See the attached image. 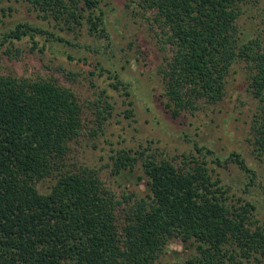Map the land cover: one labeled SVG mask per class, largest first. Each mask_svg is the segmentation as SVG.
I'll use <instances>...</instances> for the list:
<instances>
[{"label":"trees","instance_id":"16d2710c","mask_svg":"<svg viewBox=\"0 0 264 264\" xmlns=\"http://www.w3.org/2000/svg\"><path fill=\"white\" fill-rule=\"evenodd\" d=\"M27 1L69 28L87 25L89 32L109 37L98 0ZM248 1L143 3L172 46L162 73L165 106L173 118L198 110L200 103H222L231 71L247 63L249 123L255 148L264 156V50L257 26L248 27L258 15ZM42 35L49 34L20 23L0 39V47L25 39L38 45ZM51 40L65 43L53 35ZM83 112L77 95L56 78L0 76V264H156L173 240L195 250L172 264H241L240 258L264 257V228L253 220L257 207L242 198L230 201L231 190L212 167L233 163L255 180L257 170L241 153L222 160L196 145L197 157L187 168L118 151L114 175L134 172L141 161L148 190L120 221L122 201L99 173L68 163L71 143L84 130ZM46 179L55 183L42 192L38 184Z\"/></svg>","mask_w":264,"mask_h":264},{"label":"rangeland","instance_id":"374dc122","mask_svg":"<svg viewBox=\"0 0 264 264\" xmlns=\"http://www.w3.org/2000/svg\"><path fill=\"white\" fill-rule=\"evenodd\" d=\"M98 1L108 38L89 32L87 25L82 28L72 23L69 28L64 20L48 16L27 0H0V39L20 23L49 34L39 36L38 45L25 39L0 47V76L56 78L77 95L83 105L85 126L80 138L71 143L68 163L99 173L105 185L122 201L120 221H124V210L147 198L148 190L146 180H141L144 177L141 161L134 172L123 177L114 175L113 157L118 151H128L137 158L141 154L155 156L190 168L191 158L197 157L195 146L199 145L222 160L233 151L239 152L249 167L257 170L258 176L252 180L236 164L212 166L231 190L230 201L242 198L253 203L257 207L253 220L264 228V156L255 148L249 123L253 110L248 96L251 66L242 63L231 71L222 103H200L198 110L183 111L173 118L165 106L166 84L162 73L173 56L172 46L166 43V30L143 0ZM248 3L258 14L248 27L257 26L256 37L264 50V0ZM50 35L65 43L48 42ZM119 81L127 86L129 96ZM54 183L53 179H46L38 187L45 192ZM193 250L194 247L187 249L181 240H173L156 264L185 261ZM239 260L241 264H264L261 256Z\"/></svg>","mask_w":264,"mask_h":264}]
</instances>
